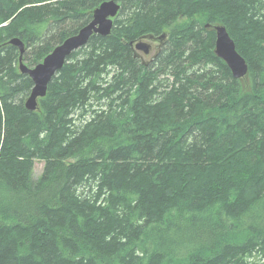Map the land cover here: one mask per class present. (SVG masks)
Returning <instances> with one entry per match:
<instances>
[{
	"label": "trees",
	"instance_id": "obj_1",
	"mask_svg": "<svg viewBox=\"0 0 264 264\" xmlns=\"http://www.w3.org/2000/svg\"><path fill=\"white\" fill-rule=\"evenodd\" d=\"M103 1L0 0V264H264V0H114L25 108L10 40L32 68ZM162 34L143 65L131 43Z\"/></svg>",
	"mask_w": 264,
	"mask_h": 264
},
{
	"label": "water",
	"instance_id": "obj_2",
	"mask_svg": "<svg viewBox=\"0 0 264 264\" xmlns=\"http://www.w3.org/2000/svg\"><path fill=\"white\" fill-rule=\"evenodd\" d=\"M119 8L120 4L114 0L102 2L93 10L89 23L80 28L76 34L66 38L53 48L42 62L32 68L21 62L24 49L23 43L18 38L10 40L9 43L19 49V71L27 74L33 83L29 96L24 102L25 108L30 111L38 108V99L46 95L47 87L52 77L62 68L66 58L73 51L83 47L91 35L106 36L110 33ZM212 29L215 32L214 53L226 63L235 78H245L248 70L247 64L244 58L236 51L234 41L229 36L226 28L222 25H213ZM135 49L141 50L143 53L148 52L147 45L141 41L135 44Z\"/></svg>",
	"mask_w": 264,
	"mask_h": 264
},
{
	"label": "flooded vegetation",
	"instance_id": "obj_3",
	"mask_svg": "<svg viewBox=\"0 0 264 264\" xmlns=\"http://www.w3.org/2000/svg\"><path fill=\"white\" fill-rule=\"evenodd\" d=\"M164 37L165 34H162V36L159 37L158 36L154 37L152 35H146L145 37L144 36L140 37L139 39L136 40L135 43L131 44L132 46L131 48L134 51V57L138 58L143 65L147 66L157 57L158 53L160 52L164 44V41L162 40ZM139 41H143L144 44L147 45L148 48L147 53H143L141 50L135 49V44Z\"/></svg>",
	"mask_w": 264,
	"mask_h": 264
},
{
	"label": "rangeland",
	"instance_id": "obj_4",
	"mask_svg": "<svg viewBox=\"0 0 264 264\" xmlns=\"http://www.w3.org/2000/svg\"><path fill=\"white\" fill-rule=\"evenodd\" d=\"M245 79H247V77H245L244 79H242V82ZM33 166H34L33 167V176L34 177H38L40 175V173L42 172L43 162H41V161H35Z\"/></svg>",
	"mask_w": 264,
	"mask_h": 264
},
{
	"label": "bare ground",
	"instance_id": "obj_5",
	"mask_svg": "<svg viewBox=\"0 0 264 264\" xmlns=\"http://www.w3.org/2000/svg\"><path fill=\"white\" fill-rule=\"evenodd\" d=\"M105 1H107V0H105ZM103 2H104V1H103ZM89 22H90V21H89ZM89 22H88V23H89ZM207 27H208V26H207ZM78 31H79V30H78ZM161 36H162V35H161ZM141 42L144 43L143 41H141ZM23 52H24V49H23ZM23 52H22V54H23ZM21 62L24 64V62L22 61V58H21ZM41 62H42V61H41ZM38 64H39V63H38ZM24 65H25V64H24ZM18 66H19V61H18ZM35 66H36V65H35ZM35 66H33V67H35ZM29 93H30V92H29ZM28 96H29V94H28ZM28 96H27V97H28ZM27 97H26V98H27Z\"/></svg>",
	"mask_w": 264,
	"mask_h": 264
}]
</instances>
